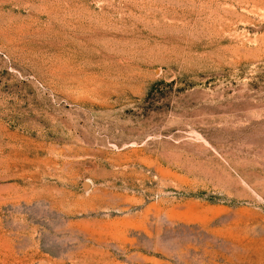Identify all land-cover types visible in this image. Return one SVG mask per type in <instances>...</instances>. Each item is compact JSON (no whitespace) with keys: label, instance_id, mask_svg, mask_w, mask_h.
Masks as SVG:
<instances>
[{"label":"rangeland","instance_id":"rangeland-1","mask_svg":"<svg viewBox=\"0 0 264 264\" xmlns=\"http://www.w3.org/2000/svg\"><path fill=\"white\" fill-rule=\"evenodd\" d=\"M0 264H264V0H0Z\"/></svg>","mask_w":264,"mask_h":264},{"label":"water","instance_id":"water-1","mask_svg":"<svg viewBox=\"0 0 264 264\" xmlns=\"http://www.w3.org/2000/svg\"><path fill=\"white\" fill-rule=\"evenodd\" d=\"M88 188V185L87 184H85V189H87Z\"/></svg>","mask_w":264,"mask_h":264}]
</instances>
